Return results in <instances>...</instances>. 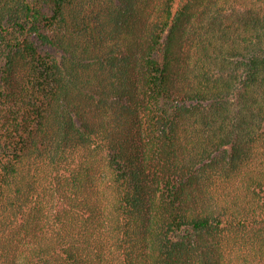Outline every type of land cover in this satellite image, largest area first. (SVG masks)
Listing matches in <instances>:
<instances>
[{"label":"trees","instance_id":"16d2710c","mask_svg":"<svg viewBox=\"0 0 264 264\" xmlns=\"http://www.w3.org/2000/svg\"><path fill=\"white\" fill-rule=\"evenodd\" d=\"M0 264H264V0H0Z\"/></svg>","mask_w":264,"mask_h":264}]
</instances>
